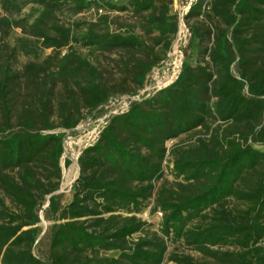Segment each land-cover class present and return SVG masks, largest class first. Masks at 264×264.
<instances>
[{
    "label": "trees",
    "instance_id": "1",
    "mask_svg": "<svg viewBox=\"0 0 264 264\" xmlns=\"http://www.w3.org/2000/svg\"><path fill=\"white\" fill-rule=\"evenodd\" d=\"M171 4L0 0L10 15L34 10L4 24L52 50L22 71L0 54V190L18 209L0 202V264H201L189 255H168V242L193 248L207 264H264V149L252 145L264 147V0H196L186 19L207 23L189 27V53L177 79L111 116L79 156L71 199L63 203L56 193L66 133L52 131L75 129L83 110L128 92L109 85L80 50L142 53L145 58L124 68L136 89L144 88L178 32ZM93 9L105 13L85 23L72 18ZM128 10L142 18L146 35H156L160 52L132 31L110 30L108 13ZM22 84L32 88L33 102L16 128L10 103ZM198 129L204 137L167 147ZM169 156L177 181L157 189ZM45 202L52 221L47 260L33 253ZM151 204L152 213H162L159 232L137 216Z\"/></svg>",
    "mask_w": 264,
    "mask_h": 264
},
{
    "label": "rangeland",
    "instance_id": "2",
    "mask_svg": "<svg viewBox=\"0 0 264 264\" xmlns=\"http://www.w3.org/2000/svg\"><path fill=\"white\" fill-rule=\"evenodd\" d=\"M117 4H128L130 0H113ZM186 0H172L171 4V14L177 17L178 22V32L174 38L170 50L167 52L163 60L160 61L152 70L147 78V82L144 88L137 90L136 85L133 83L130 72L128 69L124 68V64L132 66L134 64V58H145V56L140 52L126 51V50H116L113 52H88L87 49H81L80 53L84 56H88L89 59L97 65L100 70L104 73V78L109 85L115 86L117 88H125L128 90L127 93L117 94L110 98V100L103 105L101 108L88 112L83 110V118L78 126L73 130L56 129L52 133L65 132L66 136L63 141L64 154L61 159L62 167V177L60 180V188L56 192L63 196L62 202L67 203L71 199L72 185L76 178L80 174V168L78 167V161L75 162L72 159V155L77 153L81 154L82 150L90 144H93L103 127L107 124L109 118L115 114L125 111L128 107V102L131 98H136L142 100L143 98L149 97L154 94L157 90L165 88L172 84L178 77L182 63L189 53L188 46L190 43L191 32L189 27L193 24H201V22H206L202 17L186 19L187 15H182V11L187 10L185 5ZM34 10L29 8L23 9L19 14L10 15L2 10L0 7V54L3 56L2 61L8 59L13 70L22 71L27 63L31 62H42L48 55L52 54V50H42L35 40L30 39L25 36L21 29L6 28L4 20L6 18L16 20L18 18L27 16L31 14ZM184 14V13H183ZM111 23L110 30L112 32L120 33L126 32L127 30L134 32L136 35L140 36L146 41V43L155 48L156 52L162 50L161 47L154 45V39L156 35H146L144 30V22L141 17L134 15L130 10L125 12H110L108 13ZM146 15V13H145ZM98 14H95L93 10L82 11L77 15L73 16L74 21L80 22H90L97 18ZM63 18H71L68 13L64 14ZM215 22H213L214 25ZM211 26V25H210ZM183 27V32L180 33V28ZM178 62V66L175 67V62ZM176 70L175 78L169 83L166 82V77L171 75ZM233 73L238 75L237 66H234ZM164 81V82H163ZM58 92L62 91L61 85L58 86ZM131 97V98H130ZM32 101V88L22 84V86L16 88L13 100L10 103L11 107V123L14 127H18L19 116L23 108L30 107ZM0 119H2V110L0 108ZM218 124V123H217ZM47 133V132H46ZM205 133L199 129L193 131L190 134L183 135L179 139L168 142L167 147L171 149L175 145H186L192 143L198 137H204ZM72 144L68 146V143ZM80 142V143H79ZM80 145V146H79ZM258 149H264L262 145L253 143ZM66 147L69 149H66ZM79 159V158H78ZM69 160L70 165L65 166V162ZM73 165V166H72ZM72 166V168H71ZM79 168V170H78ZM14 174V173H12ZM177 179L172 172V162L171 157L167 158L164 163V174L160 180L156 182L157 189L161 185L170 186L175 183ZM3 201L5 205L12 211L18 212L15 204L7 198L4 193L0 190V202ZM231 206H236L237 203L231 201ZM48 203L45 202L41 209L39 210V216L41 222L38 224L40 227V235L37 240V245L33 250V253L47 260L48 254V239L46 236L48 227L52 224V221L46 218L45 210ZM152 204L144 209L137 216L143 221L149 224V229L155 232H159L162 217L157 213L151 212ZM2 222V220H0ZM28 229L27 227L24 230ZM140 234H136L134 238H137ZM264 243V241H263ZM169 249L168 255L175 252L180 254H185L192 256L201 264H207L209 259L203 257V255L188 247L181 242H168ZM224 249H233V247H225ZM109 255H114V253H109ZM167 255V256H168ZM163 264H175L169 260H165Z\"/></svg>",
    "mask_w": 264,
    "mask_h": 264
},
{
    "label": "built area",
    "instance_id": "3",
    "mask_svg": "<svg viewBox=\"0 0 264 264\" xmlns=\"http://www.w3.org/2000/svg\"><path fill=\"white\" fill-rule=\"evenodd\" d=\"M196 0H186L185 1V5L187 6V10L186 11H182L183 13H182V15H187V13L189 12V10H190V8H191V6L193 5V3L195 2ZM93 11H94V13L95 14H98V15H102V14H104L105 12H104V10H102V9H98V10H95V9H93ZM131 98V97H130ZM135 101H140V100H138V99H136V98H131V100L128 102V107H127V109L126 110H128L129 109V107H130V105L133 103V102H135ZM125 110V111H126ZM122 112H124V111H122ZM157 214H159L161 217H162V213L161 212H157Z\"/></svg>",
    "mask_w": 264,
    "mask_h": 264
},
{
    "label": "bare ground",
    "instance_id": "4",
    "mask_svg": "<svg viewBox=\"0 0 264 264\" xmlns=\"http://www.w3.org/2000/svg\"><path fill=\"white\" fill-rule=\"evenodd\" d=\"M183 32V27H181L180 28V33H182ZM178 66V62L176 61L175 62V67H177ZM176 70L171 74V75H169V76H167L166 77V82L167 83H169L170 81H172L174 78H175V76H176ZM164 82V81H163ZM80 143V142H79ZM72 143L71 142H69L68 143V146H70ZM80 146V145H79ZM66 149H68L67 147H66ZM69 150V149H68ZM78 158H79V154H77V153H75V154H73L72 155V159H73V161H75V162H77L78 161Z\"/></svg>",
    "mask_w": 264,
    "mask_h": 264
}]
</instances>
